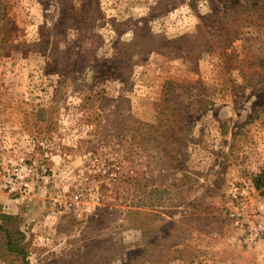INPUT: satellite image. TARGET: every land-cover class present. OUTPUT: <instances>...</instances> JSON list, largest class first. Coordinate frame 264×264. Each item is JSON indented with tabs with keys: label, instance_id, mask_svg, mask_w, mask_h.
Segmentation results:
<instances>
[{
	"label": "rangeland",
	"instance_id": "1",
	"mask_svg": "<svg viewBox=\"0 0 264 264\" xmlns=\"http://www.w3.org/2000/svg\"><path fill=\"white\" fill-rule=\"evenodd\" d=\"M259 4L0 0V264H264Z\"/></svg>",
	"mask_w": 264,
	"mask_h": 264
},
{
	"label": "trees",
	"instance_id": "2",
	"mask_svg": "<svg viewBox=\"0 0 264 264\" xmlns=\"http://www.w3.org/2000/svg\"><path fill=\"white\" fill-rule=\"evenodd\" d=\"M255 3H260L258 6H239L236 11V17L240 14L242 17L240 19H236V17H232V24L235 26L234 29L237 28L238 21L239 24H242V20L250 14V11H255V16H259L264 21V0H251ZM262 5V6H261ZM1 9H6V6L2 5ZM240 10V11H239ZM228 18V17H227ZM235 39H239L241 37L240 33L235 32L232 30L231 34ZM139 35H136V40ZM252 45L257 50L258 59L261 61L262 67L264 68V41L260 39L252 40ZM180 53V52H179ZM111 118V116H110ZM127 121H129L128 125H133L135 123L134 117L132 114L127 115ZM254 185L257 190L264 189V170L261 171L260 174L254 177ZM130 215H137L138 212L128 211ZM16 217L10 216L7 214L0 215V253L2 251L5 253L6 257L8 255H13L18 258H21L23 261L27 259V249H26V242H27V235L24 231L17 228L14 224ZM5 257V256H4Z\"/></svg>",
	"mask_w": 264,
	"mask_h": 264
}]
</instances>
